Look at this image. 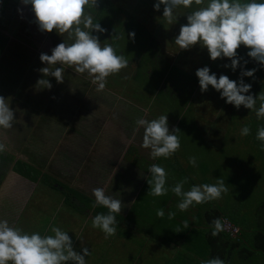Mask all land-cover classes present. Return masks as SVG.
I'll use <instances>...</instances> for the list:
<instances>
[{"label":"rangeland","instance_id":"374dc122","mask_svg":"<svg viewBox=\"0 0 264 264\" xmlns=\"http://www.w3.org/2000/svg\"><path fill=\"white\" fill-rule=\"evenodd\" d=\"M156 2L98 0L95 9L85 8L92 15L93 23L105 29L92 35L99 38L102 46L111 44L117 55H124L128 60L126 68L106 78L102 91H97L86 73H75L74 68L66 67L62 83L32 69L30 63L34 58V64L39 62L47 67L39 59L41 53L51 55L58 44L72 43L67 40V34L61 36L55 30L42 34L32 13L26 17L30 23H26L27 28L24 25L17 32L6 30L5 48L0 56V96L9 100L15 121L12 129H0V143L5 144V151L0 154L17 162L14 172L27 174L32 180V176H41L38 172L41 170L55 185L61 183L75 188L71 173L76 167L81 171L83 184L85 177L96 178L99 183L108 175L106 193L119 190L127 199L137 195V200L142 202L137 208L154 213L156 219H160L156 211L165 197L147 195L152 164L166 170L169 189L185 178V191L193 185L215 184L216 179L222 178L229 189L227 193L220 199L193 206L197 211L215 207L240 228L237 237L250 242L252 232L264 231V206L260 205L264 203V151L256 139L257 129L264 126V120H257L253 110L226 103L211 86L201 92L195 73L208 67L217 79L221 75L238 83L242 79L251 85L245 95L255 97L264 93V67L247 56L249 49L243 45L237 49L241 59L235 70L225 67L231 64L227 58L212 61L207 49L199 44L187 50L175 45L180 27L187 23V14L206 6L209 0L201 6L193 4L189 9H176L177 20L171 25L162 18L163 5L159 11L154 10ZM28 32L35 43L25 39ZM131 33L134 36L130 37ZM40 41L45 42L42 47L36 43ZM253 68L256 71L252 77L241 76L242 71ZM39 79H47L51 89H38ZM23 82L27 83L25 90ZM29 93H33L31 97ZM160 115L167 116L170 132L179 130L176 134L181 146L170 158L152 159L150 149L141 147L139 136H143V128L136 132L134 129L138 119L151 120ZM244 126L250 128L248 136L240 135ZM114 133L120 134L119 139L115 138L119 146L110 152L109 140L114 138ZM192 156L196 157L195 167L188 162ZM7 164L5 161L2 165ZM59 191V188L55 191L39 185L24 199L14 200L17 205L8 204L6 215L12 219L9 225L41 235H50L52 226L61 225L72 239L74 234L66 230L63 215L74 214L73 210L80 212V207L69 210L67 199L58 203ZM172 197L180 200L173 193ZM76 198L86 207L91 204L79 193ZM148 201L153 205L146 207ZM132 224V231L119 228L117 237L105 238L100 229H95L101 243L92 244L88 249L86 264H187L175 245L163 250L155 244L156 235L143 234L150 228L137 221ZM122 236L124 240L119 239ZM107 241L110 247L106 246ZM73 248L78 253L81 251L77 246ZM239 261L242 262L240 258Z\"/></svg>","mask_w":264,"mask_h":264},{"label":"clouds","instance_id":"9594fccd","mask_svg":"<svg viewBox=\"0 0 264 264\" xmlns=\"http://www.w3.org/2000/svg\"><path fill=\"white\" fill-rule=\"evenodd\" d=\"M22 5H31V12L35 17V23L41 32L64 36L67 40L58 44L51 50V55L41 53L39 59L47 67L39 69L44 77L52 76L57 83L64 81V71L74 68L75 73H86L91 82L97 86V91L106 87L107 77L119 73L128 65L124 55H117L111 44H102L99 38L92 35L93 32L103 33L99 23H93L91 14L85 12V8L95 9L98 0H20ZM205 0H157L153 5L154 10L159 11L163 5V19L168 24L176 22L174 11L183 7L189 9L204 5ZM187 23L182 25L179 35L174 43L180 50H187L199 44L206 48L212 61L218 58H227L231 61V67L236 69L240 63L237 49L243 45L249 49L247 56L264 67V0H209L206 6L198 7L186 16ZM130 37L134 33L129 34ZM247 63V61H245ZM56 65H60L56 67ZM256 69L242 71L241 76L252 77ZM199 81L201 92L208 90L209 86L220 93L225 102L236 108L243 106L253 110L257 120H264V93L257 96L251 94V85L245 84L241 79L230 80L227 76L210 74L208 67L200 68L195 73ZM38 89H51L52 85L47 79H39ZM259 107L257 108V102ZM9 100L0 96V129L9 130L14 125V110L9 106ZM134 132L143 128L142 145L144 149H150L152 159L170 158L180 148V139L176 133L178 129L169 131L166 115H160L155 119H138ZM250 128L244 126L240 130L241 136H248ZM256 139L260 141V150L264 151V126L257 129ZM5 151V144L0 143V153ZM189 164L196 166V157L189 158ZM151 178L147 180L149 192L147 195L161 197L170 190L180 198L177 208L187 211L194 204L199 205L212 200L220 199L222 194L229 191L225 181L216 179L215 184L193 185L189 190H184L187 178L180 180L171 189L166 187L167 172L157 165L149 168ZM95 199L93 207L102 206L106 213H99L92 218L91 225L94 229H100L105 238L114 236L117 231L116 214H119L124 205L120 199L105 194L101 187L92 189ZM159 218H163V208L156 211ZM175 212L168 213V219L175 217ZM213 231L211 235L217 236L223 230L221 219L212 221ZM189 227L188 221L183 222V228ZM50 235H41L39 232L31 234L18 227L9 225L7 220H0V264H86L85 257L90 255L87 248H82L78 253L73 248V241L67 232L61 228L52 226ZM179 233L180 229L177 228ZM202 264H224L220 258H212Z\"/></svg>","mask_w":264,"mask_h":264},{"label":"crops","instance_id":"0c3cea01","mask_svg":"<svg viewBox=\"0 0 264 264\" xmlns=\"http://www.w3.org/2000/svg\"><path fill=\"white\" fill-rule=\"evenodd\" d=\"M0 3L3 4L8 15V18H6V16H2L4 19H8L4 21V29L2 32L4 36L6 35V30L17 32L20 27L24 25L25 28H27L26 23H30L29 21H27L26 17L28 13H32L31 5L25 6L21 4L20 0H16V3H14L9 10L10 5H8L7 0H0ZM42 34H44V32H42ZM28 36L30 37L29 32L25 39H29L35 43V41ZM36 43L38 46L42 47L41 44L45 42L40 41ZM52 44L49 45L52 46ZM47 47H49L48 44ZM34 60L35 58L32 59L30 63L34 71L37 72V70L39 71V69L45 66L43 64H38L39 62L37 61H35L37 62V64H33ZM26 84V82H23V90H25ZM32 94L29 93V96L31 97ZM5 161H8L9 163L7 164V166L2 165ZM16 163V161H11L10 156L0 154V220H7L8 222L11 221V217L9 218L6 215L9 212L6 211L8 204L12 205L14 202V204L17 205L16 202L22 200V197L23 199L27 197L30 194L31 190H33L36 186L42 185L47 189H53L55 191H58L59 188V192L61 194L58 198V203L59 200H61L62 203L65 202L67 195L76 198L77 194L79 193L81 197H87L89 203H91L90 206L86 207L82 204H79L77 200V206L75 207H80V212H76L73 210L72 212H74V214H64L63 220L67 225L66 230L72 233V235L74 234L73 238L71 239L73 241V245L77 246L78 250H81L82 248L90 249L92 244L97 245L101 242L98 237L99 232L96 231L92 226H90L89 223L92 222V218L95 215L107 212V210L102 206L93 207L95 199L92 196V189L101 187L105 190L106 195H110L113 198L120 199L122 204L124 205L122 211L119 214H116V219L118 217L117 231L119 228H125L126 230L132 231V222L137 221L140 223V225L150 228L148 232H146V230L143 231V234L145 236L149 235L151 232L157 236L155 244L158 245V247L165 250V248H167L169 245H175L177 247V250L184 254L181 259L184 260L185 258V260H187V264H202V262L209 260V248L205 237V235L207 234V229L199 220V215L205 210L197 211L196 206H191L187 211H180L177 208V204L180 202V200H178L177 198H173L171 192H168L163 196V198L165 197V202L163 201V204L159 206V209L163 208L165 212L164 217L156 219L154 213L148 214L141 211L140 208H137V206L142 203L140 200H137V195L131 197L130 199H127L121 195L119 190H117V193H106L105 187L109 180L108 175L105 176V178L103 176L102 182L99 183H97L96 178L92 179L91 177H85V183L83 184V176H79L80 169L76 167L73 174L71 173V179L73 178V181H75V188L67 186V184L60 183L65 187L63 189L60 186L57 188L53 182H50L49 184L45 183L47 180L52 181V178L47 176L45 172H42L41 170L38 171L41 173V176L40 174L37 175L40 180H34L31 176L30 177L32 180H30L27 177V174L25 176L19 172H14L13 166ZM14 200H16V202ZM145 204L146 207H148L150 206V204H152V202L148 201ZM70 209L72 210V208L69 207V210ZM175 209H177V211H175ZM170 211L176 213L175 217L171 220L168 219V213ZM185 220L188 221L189 224V227L187 229L183 228V222ZM57 227L61 228V225H58ZM177 228L180 229L179 233L176 232ZM85 229H87V231H84ZM117 233L114 235V237H117ZM119 239L122 240L123 236ZM106 246L110 247L108 241L106 242ZM115 246H117V240ZM239 258L240 257L236 254H233L228 262H224V264H253L255 262V264H264V254H262L261 252H253L247 261L241 260L242 262H240Z\"/></svg>","mask_w":264,"mask_h":264},{"label":"trees","instance_id":"16d2710c","mask_svg":"<svg viewBox=\"0 0 264 264\" xmlns=\"http://www.w3.org/2000/svg\"><path fill=\"white\" fill-rule=\"evenodd\" d=\"M2 32H3V27L1 26L0 56L2 55L5 48L4 47L5 36L2 34ZM33 179L40 180L38 176L34 177ZM50 182H51L50 180H47L45 183L49 184ZM59 186L60 184L58 183L56 187L58 188ZM60 187L63 189L65 188L62 185ZM66 199L68 201L67 206H69L70 208H75V206H77V198L67 195ZM260 205L264 206V203H261ZM222 216L226 217L224 213H221L215 207H208L205 211H203L199 215L200 222L204 224L205 228L207 229L206 232L207 234L205 235V237L209 248V254H208L209 259L218 257L227 263L233 254L239 256L242 261H247L253 252H261L262 254H264V231L252 232L250 236V242H248L247 240H240L239 237H237L240 233V228L235 238L228 237L227 233H225L224 231L223 232L221 231L217 236L213 237L211 235L213 231L212 221L217 218L220 219L222 218ZM258 219L259 220L257 221L258 223H260V218Z\"/></svg>","mask_w":264,"mask_h":264},{"label":"flooded vegetation","instance_id":"af4514ba","mask_svg":"<svg viewBox=\"0 0 264 264\" xmlns=\"http://www.w3.org/2000/svg\"><path fill=\"white\" fill-rule=\"evenodd\" d=\"M7 2H8V5H10L9 6V10H10V7L14 4V3H16V0H7ZM1 5H2V7H1ZM2 16H6V18H8V15H7V12H6V10H5V7L3 6V4L1 3L0 4V26H2L3 27V29H4V25H3V23H4V21H6V20H8V19H4ZM34 64V63H33ZM114 135V138H112L111 140H109L108 138V140L110 141V144L112 145V148L110 149V152L112 151L113 152V149H116L118 146H119V143H118V141L115 139V138H118L119 139V136H120V134L119 133H114L113 134ZM139 136V135H138ZM142 138V136H139V138ZM106 138V137H105Z\"/></svg>","mask_w":264,"mask_h":264},{"label":"built area","instance_id":"2783aa9c","mask_svg":"<svg viewBox=\"0 0 264 264\" xmlns=\"http://www.w3.org/2000/svg\"><path fill=\"white\" fill-rule=\"evenodd\" d=\"M223 224V230L225 233H227L228 237L230 238H235L236 235L239 232V228L237 226H235L234 224H232L231 222H229L228 218L222 216V218H220Z\"/></svg>","mask_w":264,"mask_h":264},{"label":"water","instance_id":"95a60500","mask_svg":"<svg viewBox=\"0 0 264 264\" xmlns=\"http://www.w3.org/2000/svg\"><path fill=\"white\" fill-rule=\"evenodd\" d=\"M1 4V3H0Z\"/></svg>","mask_w":264,"mask_h":264}]
</instances>
